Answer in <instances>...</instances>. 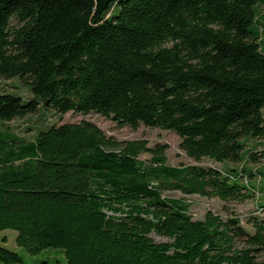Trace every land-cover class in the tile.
Returning <instances> with one entry per match:
<instances>
[{
    "label": "trees",
    "instance_id": "trees-1",
    "mask_svg": "<svg viewBox=\"0 0 264 264\" xmlns=\"http://www.w3.org/2000/svg\"><path fill=\"white\" fill-rule=\"evenodd\" d=\"M260 7L264 0H0V82L18 79L32 94L0 93V231H14L30 255L59 249L66 264H264V171L248 167L264 148H245L264 140ZM49 110L171 131L194 162L237 168L169 165L166 145L118 141L85 120L37 127L32 138L8 125ZM166 191L254 198L260 218L249 221L253 233L210 211L193 220ZM0 264L23 262L0 246Z\"/></svg>",
    "mask_w": 264,
    "mask_h": 264
},
{
    "label": "rangeland",
    "instance_id": "rangeland-1",
    "mask_svg": "<svg viewBox=\"0 0 264 264\" xmlns=\"http://www.w3.org/2000/svg\"><path fill=\"white\" fill-rule=\"evenodd\" d=\"M262 13L264 10L260 7ZM256 29V25L252 26V30ZM257 30V29H256ZM259 35V40L264 38L263 34ZM0 93H11L14 96L21 97L24 101L30 100L32 94L29 89L22 85L18 79H11L0 82ZM264 115V108L262 109ZM45 119V122H44ZM90 121L98 126L106 136L113 137L118 141H132V140H144L147 141L149 147H153L156 144L166 145L167 149L165 154L167 156V163L169 165H198L202 167H211L217 170H224L230 168H237V165L231 163H218L208 158L201 159L200 162H194L188 158L179 148L180 138L173 132L162 130L159 128H147L140 126L137 129L124 126L120 127L115 122L107 117H102L95 113L83 115L76 112H68L64 115H59L53 110L47 111L43 116H39L38 113L26 116L24 118L15 119L8 123V125L18 129L19 133L26 138H32L38 133V129L45 130L52 125H60L64 123H79L81 121ZM46 126V127H45ZM39 127L38 129H36ZM246 147L253 148L254 144H260L264 148V140L262 142H254L249 140L246 142ZM263 145V146H262ZM256 147V146H255ZM150 155L142 154L139 156L140 160L147 161ZM253 169L261 168L264 171V160L258 161L256 164L248 166ZM163 197L184 199L189 206V214L193 220H202L206 212L210 211L215 215H219L223 220L232 218L238 219L240 225L249 233H253L254 229L249 223L253 217H258L256 214V201L251 199L243 203H237L235 201L222 202L217 198H205L196 195L183 196L176 191H166L162 193ZM16 233L12 230L0 231V246H5L7 249L17 253L22 259L23 264H66L65 257L59 249H46L35 255L28 254L22 247H19L15 243ZM150 237L155 242H165L166 239L150 234ZM237 247L244 246L242 239L237 240Z\"/></svg>",
    "mask_w": 264,
    "mask_h": 264
}]
</instances>
